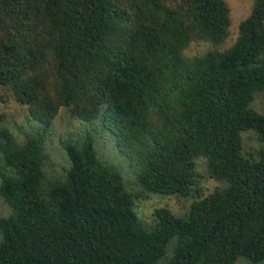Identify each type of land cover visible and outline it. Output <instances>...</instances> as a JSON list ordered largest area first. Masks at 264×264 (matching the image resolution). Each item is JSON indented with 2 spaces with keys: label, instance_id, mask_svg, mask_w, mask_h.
Here are the masks:
<instances>
[{
  "label": "trees",
  "instance_id": "16d2710c",
  "mask_svg": "<svg viewBox=\"0 0 264 264\" xmlns=\"http://www.w3.org/2000/svg\"><path fill=\"white\" fill-rule=\"evenodd\" d=\"M231 27L225 0H0V87L32 123L0 128V264L264 262V0L224 48ZM61 109L92 124L61 140L65 164L47 151ZM151 195L187 210L146 224Z\"/></svg>",
  "mask_w": 264,
  "mask_h": 264
},
{
  "label": "rangeland",
  "instance_id": "374dc122",
  "mask_svg": "<svg viewBox=\"0 0 264 264\" xmlns=\"http://www.w3.org/2000/svg\"><path fill=\"white\" fill-rule=\"evenodd\" d=\"M228 4L231 17L232 27L231 35L224 48L230 46L236 39L238 34V27L240 23L245 20L251 13L254 0H225ZM211 47L208 43H193L186 50L187 56H195L203 54ZM255 108L264 114V94L258 96ZM29 111L24 105L16 101L11 92L6 88L0 87V128H8L13 135L18 139H23V131H28L32 123H29ZM32 122V121H31ZM92 124L74 119L70 116L67 110L61 109L59 115L54 120L50 135L47 140V151L50 153L52 159L57 163H66V157L61 147V140L68 138L69 134L75 137L82 134L86 128H91ZM92 134L97 138V148L102 156L118 164L122 167L125 177L128 181L132 180V169L127 166V161L123 158H118L115 151V145L111 142L110 134L103 128L95 129V131H86V134ZM97 133V135H96ZM108 140V141H107ZM110 140V141H109ZM203 172V168L200 169ZM206 194H209L217 186L213 180L204 182ZM189 201L179 200L174 197H161L151 195L146 199L137 202L136 209L141 220L148 224L152 220V215L155 209L167 207L177 215L185 214ZM10 209L0 199V219L9 216ZM236 264H253L248 260L241 258ZM261 264H264L261 263Z\"/></svg>",
  "mask_w": 264,
  "mask_h": 264
}]
</instances>
